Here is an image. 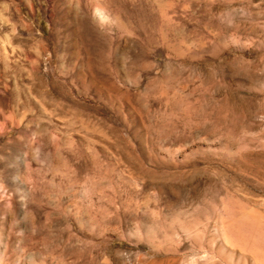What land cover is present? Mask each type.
<instances>
[{
	"label": "rangeland",
	"instance_id": "obj_1",
	"mask_svg": "<svg viewBox=\"0 0 264 264\" xmlns=\"http://www.w3.org/2000/svg\"><path fill=\"white\" fill-rule=\"evenodd\" d=\"M0 264H264V0H0Z\"/></svg>",
	"mask_w": 264,
	"mask_h": 264
}]
</instances>
